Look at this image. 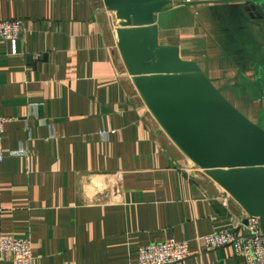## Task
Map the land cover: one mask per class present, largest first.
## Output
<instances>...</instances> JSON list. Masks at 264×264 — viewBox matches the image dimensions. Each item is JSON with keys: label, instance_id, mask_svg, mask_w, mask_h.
<instances>
[{"label": "crops", "instance_id": "crops-1", "mask_svg": "<svg viewBox=\"0 0 264 264\" xmlns=\"http://www.w3.org/2000/svg\"><path fill=\"white\" fill-rule=\"evenodd\" d=\"M156 18L160 44L264 132V15L245 0H173ZM11 19L22 35L17 54L0 37L2 144L28 155L0 163V233L30 237L34 264H137L141 247L168 239L189 241L177 264H247L200 238L249 233L251 213L264 216V167L204 168L180 147L128 71L116 12L104 0H0Z\"/></svg>", "mask_w": 264, "mask_h": 264}, {"label": "water", "instance_id": "water-1", "mask_svg": "<svg viewBox=\"0 0 264 264\" xmlns=\"http://www.w3.org/2000/svg\"><path fill=\"white\" fill-rule=\"evenodd\" d=\"M104 1L120 20L128 71L180 147L204 168L264 167V132L220 95L196 62L182 59L177 46L160 44L156 16L173 0ZM246 11L263 17L254 4ZM260 221L264 231L263 215Z\"/></svg>", "mask_w": 264, "mask_h": 264}, {"label": "built area", "instance_id": "built-area-1", "mask_svg": "<svg viewBox=\"0 0 264 264\" xmlns=\"http://www.w3.org/2000/svg\"><path fill=\"white\" fill-rule=\"evenodd\" d=\"M22 35V21L19 19L0 20V37L12 45V53H18V42ZM7 118L0 116V163L9 156L22 157L28 155L26 148L12 150L9 153L3 148L2 139ZM114 133L115 131H111ZM105 137L107 132L102 130ZM247 227L249 233L240 236L235 228L226 227L200 238L205 250L211 251L230 246L247 264H264V231L258 217L250 216ZM0 251L10 254L12 264H34L32 240L16 238L0 233ZM191 255L189 241L168 239L163 242L150 243L139 249L137 264H177Z\"/></svg>", "mask_w": 264, "mask_h": 264}, {"label": "flooded vegetation", "instance_id": "flooded-vegetation-1", "mask_svg": "<svg viewBox=\"0 0 264 264\" xmlns=\"http://www.w3.org/2000/svg\"><path fill=\"white\" fill-rule=\"evenodd\" d=\"M245 1H246V6L254 4L257 7V10H259L258 6L264 7V2H262L260 0H245ZM262 15H264V14H262Z\"/></svg>", "mask_w": 264, "mask_h": 264}]
</instances>
